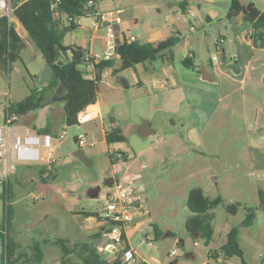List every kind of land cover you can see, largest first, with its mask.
Wrapping results in <instances>:
<instances>
[{
	"label": "rangeland",
	"instance_id": "obj_1",
	"mask_svg": "<svg viewBox=\"0 0 264 264\" xmlns=\"http://www.w3.org/2000/svg\"><path fill=\"white\" fill-rule=\"evenodd\" d=\"M241 2L264 8V0ZM223 5V0H205L202 10ZM215 24H220L218 19ZM20 30L27 43L21 59L0 65V126L7 105L42 84L36 76L45 67L43 55L28 32ZM180 49H167V53L174 51L178 56ZM205 53L217 54L215 45ZM163 58L158 54L149 61V71L139 65L140 74L133 68L104 71L98 93L100 118L68 125L63 103L53 100L51 91L46 93L44 106L19 116L15 126L20 133L29 127L55 138L50 148L53 161L18 164L8 177L0 161V264L6 237L16 248L8 264H63L61 246L55 242L63 239L73 248L100 231L87 228L89 220L82 212L103 213L101 204L92 202V189L101 185L97 198L103 200L110 176L131 181L137 188L142 206L126 227L127 237L152 264H264V209L259 194L264 190V75L258 73L245 92L237 88L238 83L232 87L235 91L216 90L195 76L180 73L181 83L176 85L164 75H155L160 80L152 83L153 70L164 63ZM79 67L84 70L85 64ZM145 119L153 128L149 136L137 131ZM116 128L127 139L109 145L105 132ZM79 139L85 144L80 145ZM79 148L90 159L88 164L74 155ZM109 149L121 150L127 158L113 164ZM51 166L57 176L42 180ZM192 188H201L210 199L222 198L211 210L213 239L209 243L200 232L190 233L186 228L193 215L187 205ZM233 204L235 214L228 212ZM251 213L253 223L240 228L244 260L212 256L220 252L229 230ZM105 240L104 236L94 240L101 251ZM35 244H41V261L35 260Z\"/></svg>",
	"mask_w": 264,
	"mask_h": 264
},
{
	"label": "trees",
	"instance_id": "obj_2",
	"mask_svg": "<svg viewBox=\"0 0 264 264\" xmlns=\"http://www.w3.org/2000/svg\"><path fill=\"white\" fill-rule=\"evenodd\" d=\"M15 17L22 27L28 32L44 59L49 61L55 68L52 78L41 87H36L22 100L7 105L5 112L12 110L19 116L30 111L37 110L45 105L46 93H53V100H60L63 103L66 122L68 125L80 124L77 120L78 113L90 103H97L99 93L100 74L97 79H87L84 71L80 69L85 64L87 51L75 45H64L62 39L70 31L78 27V19L87 14H92L95 9L87 6V0H13ZM243 14L256 28L258 36L264 40V11L255 6L251 9L244 6L239 0H230L228 17L232 18ZM119 38L116 51L119 54L121 65L114 68L116 72H122L129 68H135L138 64L153 60L158 54L167 49L174 48L180 38L172 35L157 44L142 42L139 40L130 41L125 34ZM26 41L16 30L13 21L7 16L0 17V65H11L21 59L22 50L26 47ZM71 51V57L68 52ZM87 52V53H86ZM182 63L188 67H194L192 57H185ZM115 59L103 58L96 64L98 73L105 68L113 67ZM40 79V76H36ZM61 90V91H60ZM41 132V131H40ZM47 133V131L41 132ZM106 142L110 145L116 142H125L126 136L121 129H111L105 132ZM110 151V149H109ZM121 154V156L118 155ZM112 163L118 162L121 158H127L121 150L109 152ZM261 206L264 209V190H260ZM4 199L7 195L3 196ZM222 203V198H208L201 188H192L188 195L187 205L192 211L186 222V228L190 233L200 232L202 238L209 243L213 239L212 209ZM228 212L235 214L236 205H230ZM85 216H98L88 211L82 212ZM253 223L251 213L240 225L233 226L227 233V240L221 246L220 252H216V258L220 254L225 258L240 256L244 260V251L239 243L241 226H248ZM157 233V228H155ZM103 236V231L89 235L90 240L70 247L67 241L59 239L55 243L61 246L63 264H126L119 257L109 259L99 249L94 241ZM158 237V236H156ZM4 252L2 255L3 264L9 263V258L14 256L15 244L6 238ZM35 260L43 259L41 244H35ZM77 259L75 262L73 260ZM245 263V261H244ZM135 264H149L146 261H137Z\"/></svg>",
	"mask_w": 264,
	"mask_h": 264
},
{
	"label": "crops",
	"instance_id": "obj_3",
	"mask_svg": "<svg viewBox=\"0 0 264 264\" xmlns=\"http://www.w3.org/2000/svg\"><path fill=\"white\" fill-rule=\"evenodd\" d=\"M241 3L246 6L243 2ZM223 4L220 9L211 6L202 10L205 0H98L95 13L80 17L78 27L65 34L62 41L64 45H75L87 52L100 53L104 58L115 59L114 66L105 68L102 71L104 73L107 69L119 68L121 61L107 35L108 28L112 26H104L103 21H116L119 26L118 37L122 34L126 37L135 36L136 40L142 42L157 44L172 35H178L180 40L175 47L181 48L180 54L177 56L174 51L168 54L167 50L159 54L164 55V63L153 70L150 80L152 83L160 80L156 76L164 75L169 77L168 81L176 85L181 83L180 75H189L195 76L203 83L213 85L216 90L235 91L236 88L232 87L238 83L237 88L245 92L247 86L249 87L251 82L257 80L258 73L264 75V40L258 36L253 23L243 14L228 17L230 0H223ZM253 6L256 7V3L247 7L251 9ZM189 10L193 13L189 14ZM259 10L264 11V8ZM96 13L105 15L101 24H98L100 19ZM12 19L16 30L24 38L20 30L22 25L15 17ZM216 19L220 22L219 25H214ZM214 45L217 54L211 57L205 53V50H211ZM71 55L72 52L69 51L68 57ZM187 56L192 57L194 67H188L182 63ZM44 62H46L45 59ZM142 64L146 71L152 69L148 61ZM179 64L186 71L181 70ZM139 65L141 64L133 68L138 73ZM97 104L101 112L99 101ZM46 170L47 173L42 176V180L57 176L55 167H47ZM112 177L115 178V176ZM85 217L89 220L88 229L104 231V225L96 216ZM152 229V232L156 233L155 227ZM125 237L128 241L127 230H125ZM148 237L151 238L152 235L148 234ZM102 252L108 259L120 258V252L111 254ZM139 259L152 264L136 251V260L140 261Z\"/></svg>",
	"mask_w": 264,
	"mask_h": 264
},
{
	"label": "built area",
	"instance_id": "obj_4",
	"mask_svg": "<svg viewBox=\"0 0 264 264\" xmlns=\"http://www.w3.org/2000/svg\"><path fill=\"white\" fill-rule=\"evenodd\" d=\"M98 0H87V6L95 9ZM12 0H0V17L7 16L9 21L12 20L13 14ZM95 13V12H92ZM193 11L189 10V14ZM101 24L105 19L104 14L96 13ZM109 41L113 48L116 47L117 34L113 27L108 28L107 32ZM130 41L136 40L135 36L127 37ZM104 57L100 53L88 52L85 57L84 77L87 79H97L98 75L102 78L103 73H98L96 64ZM217 58V57H215ZM234 61V58H232ZM101 117L100 108L97 103H90L83 108L77 115L79 123ZM19 115L8 110L5 112L3 126H0V161L6 166V177L9 170H15L18 164L33 163L38 161H53V155L50 148L54 145L55 138L50 133H41L26 127L20 133L15 126ZM63 138V134L60 135ZM79 144L84 145L83 139H79ZM43 148V149H42ZM121 156L120 153H118ZM104 193L102 202L101 215L97 218L104 225L103 236L107 238L106 247L102 251L109 254L120 252V258L126 264L136 263V250L129 244L125 237V230L129 223L136 218V212L141 208V199L137 196V188L131 181L116 180L113 185L108 187ZM172 254H177V250H172ZM215 252H212L213 256Z\"/></svg>",
	"mask_w": 264,
	"mask_h": 264
},
{
	"label": "water",
	"instance_id": "obj_5",
	"mask_svg": "<svg viewBox=\"0 0 264 264\" xmlns=\"http://www.w3.org/2000/svg\"><path fill=\"white\" fill-rule=\"evenodd\" d=\"M103 25L104 26H112L114 28V30L116 31V34L118 35V31H119V26L116 24V21L113 20H105L103 21ZM119 43V39L116 40V45ZM116 48V47H115ZM55 72V68L54 66L49 62L46 61L45 62V67L42 71V73L40 74V82L42 84L47 83L53 76ZM126 86H129L128 82L126 80H124ZM137 131L140 135L142 136H149L153 133L152 130V124L150 122L149 119H145L144 122L142 124H140L137 128ZM74 155L76 157H78L79 159H81L82 161H84L85 163H89L90 159L88 158V156L86 155L85 151L83 148H79L77 150H75ZM114 179L112 176L108 177L106 180V186L107 187H111L113 185ZM102 186L99 185L96 188L92 189V202L93 203H97V204H101L102 202L97 198L99 192L101 191ZM187 255L189 256L190 254L187 253ZM178 259L175 260L174 263L177 262Z\"/></svg>",
	"mask_w": 264,
	"mask_h": 264
}]
</instances>
